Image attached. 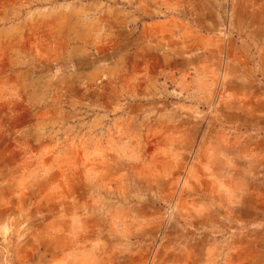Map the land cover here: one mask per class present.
Returning a JSON list of instances; mask_svg holds the SVG:
<instances>
[{
  "label": "rangeland",
  "instance_id": "1",
  "mask_svg": "<svg viewBox=\"0 0 264 264\" xmlns=\"http://www.w3.org/2000/svg\"><path fill=\"white\" fill-rule=\"evenodd\" d=\"M92 1L0 0V264H264V0H192L166 70L71 62Z\"/></svg>",
  "mask_w": 264,
  "mask_h": 264
},
{
  "label": "crops",
  "instance_id": "2",
  "mask_svg": "<svg viewBox=\"0 0 264 264\" xmlns=\"http://www.w3.org/2000/svg\"><path fill=\"white\" fill-rule=\"evenodd\" d=\"M117 1L118 3L112 7L113 13H109L110 9L104 0H94L80 8L81 15H91L90 23L95 28L94 33L100 29L98 31L100 34L98 38L96 33V36L87 42L66 47L65 56L71 62L75 58L87 57L92 48L100 55L103 50L113 46L120 50L119 63L125 62L128 58L129 62L134 64H160L163 70L176 69L177 65L183 63L191 64L195 50L194 41L199 40L200 31L190 21V24L186 25L185 22L188 20L182 18V14L193 13L192 0ZM123 1L126 3H122ZM85 23L83 19L77 22L74 28L77 30L76 39L83 40L84 29L81 26ZM101 73V69L94 68L90 72L84 71L82 78L88 79L93 75L94 78H98ZM151 79L149 74L144 75L143 80L150 82ZM143 87L150 88L151 84H143ZM61 249L57 248L54 254L48 252L47 255L51 254L56 260L55 255L60 254ZM87 256L85 258H88ZM79 257L72 255V262L81 260Z\"/></svg>",
  "mask_w": 264,
  "mask_h": 264
}]
</instances>
